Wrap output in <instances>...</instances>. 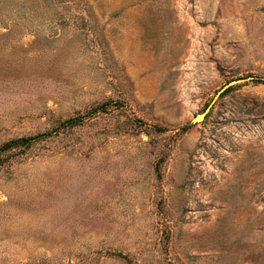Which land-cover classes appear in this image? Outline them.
I'll use <instances>...</instances> for the list:
<instances>
[{"label": "rangeland", "instance_id": "rangeland-1", "mask_svg": "<svg viewBox=\"0 0 264 264\" xmlns=\"http://www.w3.org/2000/svg\"><path fill=\"white\" fill-rule=\"evenodd\" d=\"M0 264H264V0H0Z\"/></svg>", "mask_w": 264, "mask_h": 264}, {"label": "water", "instance_id": "water-1", "mask_svg": "<svg viewBox=\"0 0 264 264\" xmlns=\"http://www.w3.org/2000/svg\"><path fill=\"white\" fill-rule=\"evenodd\" d=\"M249 80H252V78H244V79H240V80H236L234 82H231L230 84H228L227 86H225V88H223L219 94L216 96V98L213 100V102L210 104V106L207 108V110L201 114V115H198L196 116L194 119H193V123L194 124H197V123H200V122H203L206 117L208 116V114L211 112L212 108L214 107L215 103L217 102V100L222 96V94H224L229 88H231L232 86L234 85H237L239 83H242V82H246V81H249Z\"/></svg>", "mask_w": 264, "mask_h": 264}, {"label": "trees", "instance_id": "trees-1", "mask_svg": "<svg viewBox=\"0 0 264 264\" xmlns=\"http://www.w3.org/2000/svg\"><path fill=\"white\" fill-rule=\"evenodd\" d=\"M230 89V88H229ZM70 123H74V120H71V122ZM17 145H22L20 142H15V143H11V144H9L7 147H14V146H17Z\"/></svg>", "mask_w": 264, "mask_h": 264}]
</instances>
